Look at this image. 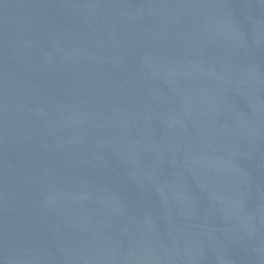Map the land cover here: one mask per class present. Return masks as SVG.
Segmentation results:
<instances>
[{
  "label": "water",
  "instance_id": "1",
  "mask_svg": "<svg viewBox=\"0 0 264 264\" xmlns=\"http://www.w3.org/2000/svg\"><path fill=\"white\" fill-rule=\"evenodd\" d=\"M0 264H264V0H0Z\"/></svg>",
  "mask_w": 264,
  "mask_h": 264
}]
</instances>
